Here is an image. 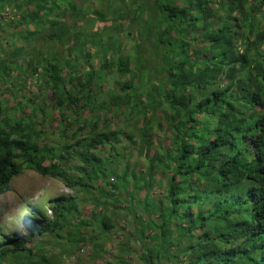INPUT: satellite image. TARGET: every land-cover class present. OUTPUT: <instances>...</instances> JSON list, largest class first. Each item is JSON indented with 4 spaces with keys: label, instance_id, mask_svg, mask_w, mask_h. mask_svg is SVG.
<instances>
[{
    "label": "trees",
    "instance_id": "trees-1",
    "mask_svg": "<svg viewBox=\"0 0 264 264\" xmlns=\"http://www.w3.org/2000/svg\"><path fill=\"white\" fill-rule=\"evenodd\" d=\"M76 1L22 0L17 6L26 4L23 19L37 25L46 20L55 23L64 12L74 24L82 16ZM137 1L141 5L142 0ZM221 2H226L229 9V18L221 24L214 20L211 0H191L186 5L158 0L149 8V35H154V45L160 50L164 73L156 90L149 93L150 104L161 110L178 145L174 173L168 179V203L160 208L161 223L152 224L163 237L171 239L170 217L177 214L178 219H184L185 213L180 210L186 208L190 212L196 204V215L180 233V242L192 233L191 242L182 249L188 257L186 264H264V30L258 31L255 39L251 37V22L261 13L264 0ZM236 10L239 15L232 14ZM243 19L249 21V31L244 29ZM195 25L200 31V42L207 44L209 51L194 45L197 39L188 37L187 31ZM235 36L244 51L237 49ZM12 39L15 41L16 36ZM99 39L98 35L94 43ZM23 51L24 45H15L13 51L0 56V72L8 71L12 60L26 54ZM60 55L61 51H51L49 55L50 87L54 89L57 107L77 105V93L65 87L70 77L62 74ZM34 56L28 55V69L34 68ZM150 60L140 54L131 67L129 57H120L117 68L125 75L143 70L152 63ZM104 64L108 65L109 60L105 59ZM124 89L129 96L133 94V99L138 97L133 82L125 83ZM3 105L0 100V194L10 190L13 178L26 169L60 177L68 187L88 191L94 188L92 182L108 169L107 160L97 150L115 146L120 141L118 132L99 131L97 122L90 121L89 139L62 146L44 145L40 141L42 129L34 128L32 118L25 117L23 109L11 114L5 112ZM61 115L66 122V112ZM62 126L65 134L67 127ZM143 133L147 134V127ZM74 157L81 162L76 166L78 176L62 165ZM77 211L75 198H58L52 207L53 219L40 214L22 219L27 230L24 235L8 236L0 224V237L5 238V243H0V264L32 255L30 239L59 234ZM101 224L108 229L111 221L105 216ZM198 229L201 232L196 234ZM155 232L153 237L157 238ZM160 256L161 248H153L149 264H155L154 257ZM41 258L42 263L48 262L44 256ZM122 263L128 264L126 260Z\"/></svg>",
    "mask_w": 264,
    "mask_h": 264
},
{
    "label": "rangeland",
    "instance_id": "rangeland-1",
    "mask_svg": "<svg viewBox=\"0 0 264 264\" xmlns=\"http://www.w3.org/2000/svg\"><path fill=\"white\" fill-rule=\"evenodd\" d=\"M21 1L0 2V56L13 51L15 45H24L26 53L12 60L8 71L0 72V100L5 112L14 114L23 109V115L32 118L34 128L42 129L40 141L44 145L62 146L89 139L90 121L97 122L99 131L118 132L120 141L97 150L107 160L108 169L92 182L94 188L89 191L68 187L60 177L43 176L29 169L13 178L11 189L0 194V224L6 235L26 234L22 219L27 215L53 219L52 207L58 198H75L78 211L70 216L61 236L53 233L30 239L32 255H21L5 264H123V260L149 264L151 251L157 246L161 256L154 257L155 264H186L188 257L182 249L191 242L192 233L181 242L180 233L196 215L198 206L194 204L190 212L181 209L184 219H178L177 214L170 217L171 239L163 237L152 224L161 223L160 208L168 203V179L174 173L178 149L164 115L153 108L149 98L164 78L160 50L154 45V35H149L147 23L149 8L158 0H142L141 5L137 0H77L82 16L74 24L64 12L55 23L46 20L42 25L23 19L28 7L24 4L19 8ZM175 1L186 5L191 0ZM224 3H210L214 20L220 24L229 18ZM242 23L249 31V21L243 19ZM251 24V37L255 39L256 33L264 30V6ZM199 33L196 25L187 31L188 37L197 39L194 45L209 51L208 45L200 42ZM98 35L99 42L94 43ZM234 39L237 49L244 51L240 39ZM51 51H61L62 74L70 77L65 87L77 93V105L57 107L48 72ZM33 54L35 65L28 69V55ZM140 54L151 59L148 67L125 75L118 70L120 57H129L134 67ZM128 82L135 84L136 99L124 89ZM62 125L67 127L65 134ZM80 164L76 157L62 163L73 176L80 175L76 168ZM105 216L111 221L108 229L101 224ZM155 231L157 238L153 237ZM200 232L198 229L195 233ZM0 243H5V238L0 237ZM43 256L47 263H42Z\"/></svg>",
    "mask_w": 264,
    "mask_h": 264
}]
</instances>
